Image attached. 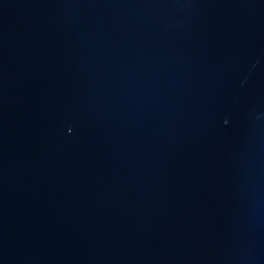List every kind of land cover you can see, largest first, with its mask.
<instances>
[{
    "label": "water",
    "instance_id": "water-1",
    "mask_svg": "<svg viewBox=\"0 0 264 264\" xmlns=\"http://www.w3.org/2000/svg\"><path fill=\"white\" fill-rule=\"evenodd\" d=\"M0 264H264V0H0Z\"/></svg>",
    "mask_w": 264,
    "mask_h": 264
}]
</instances>
